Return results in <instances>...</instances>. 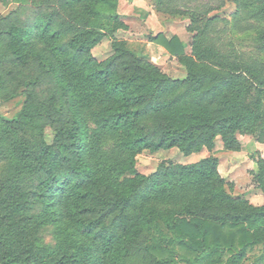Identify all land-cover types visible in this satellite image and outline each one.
I'll use <instances>...</instances> for the list:
<instances>
[{
    "label": "trees",
    "instance_id": "obj_1",
    "mask_svg": "<svg viewBox=\"0 0 264 264\" xmlns=\"http://www.w3.org/2000/svg\"><path fill=\"white\" fill-rule=\"evenodd\" d=\"M99 1L117 7L116 1ZM173 1L156 0L158 11L189 18L192 55L177 36L159 33L148 41L188 65L184 79H171L144 48L124 41L114 40L115 54L105 61L85 57L116 30L113 26L127 28L116 13L105 17L108 25L98 22L76 31L44 27L25 40L23 30L12 34L17 59L22 64L38 59L54 76L62 106H68L57 114L53 142L41 139L32 151L21 136L26 113L0 116V162L7 159L13 166L9 178H0V264H131L134 253L123 252L126 244L144 250L150 264H174L178 251L186 264H245L249 251L258 244L264 249V239L257 238L264 236V205L229 193L218 171L219 156L185 164L163 161L151 175L136 169L144 149L178 148L190 156L204 148L213 151L218 136L229 150L236 149L238 134L264 142L261 64L213 36L219 15L210 14L224 1L185 10ZM240 1L238 15L247 10ZM258 1L257 10L247 13L257 21L264 17V0ZM197 61L220 71L197 72ZM257 165L253 177L264 193L263 157ZM33 167L40 170L38 184L33 191L22 190L14 177ZM35 204L38 211H31ZM52 218L59 242L47 257L51 253H36L35 236ZM146 233L150 237L140 241ZM63 234L69 241H62ZM263 263L264 254L252 264Z\"/></svg>",
    "mask_w": 264,
    "mask_h": 264
},
{
    "label": "rangeland",
    "instance_id": "obj_2",
    "mask_svg": "<svg viewBox=\"0 0 264 264\" xmlns=\"http://www.w3.org/2000/svg\"><path fill=\"white\" fill-rule=\"evenodd\" d=\"M113 1L117 2L116 9L99 0H0V77L5 81V84L0 83V116L12 118L20 112L26 113L21 136L30 141V151L39 145L41 139L47 144L53 142L54 128L57 127L59 119L56 118L57 114L60 113L61 108H66L68 105L64 103L62 106L63 101L59 98L60 94H57L60 93V89H57L54 76L46 74V70L38 59L29 58L27 64H22L17 59L15 49L18 45L16 47L13 33L25 31V40L30 38V31H40L44 27H48L49 31L68 27L76 31L77 27L85 28L98 22L108 25L110 21L108 23L105 17L116 13L119 23H124L127 28L111 24L110 27H116V30L109 32L103 41L85 57H92L99 62L105 61L115 54L114 40H119L135 49L144 48L150 62L171 79L187 77L188 65L176 56H172L166 47L149 42L148 36L159 33H164L168 38L177 36L184 43L186 54L190 56L193 34L188 31L189 18L158 11L160 6L157 5L156 0ZM223 1L224 7L210 14L211 16L219 15L213 36L219 44H223V47L239 55L244 54L246 58H257L261 64L259 69L264 75V50L260 48L264 44V17L257 21L251 14L257 10L254 7L258 6V0H241L240 3L245 5L247 10L243 13L239 12V15L238 0H175L172 3L185 10L198 5H217ZM248 11L251 13L247 14ZM64 39L65 37L62 36L58 43H63ZM203 69L212 72L220 71L208 61H197L196 71L200 72ZM212 86L213 84L207 85V87ZM261 89L264 92V86ZM182 90L180 93L183 92ZM166 97L168 98V95L164 98ZM36 107L38 110L35 113ZM43 111L46 112L43 113ZM39 113L42 114L37 116ZM147 122L152 125L150 119ZM217 139L216 148L213 151L204 148L201 152H195L190 156H185L178 148L157 152L144 149L136 157V169L143 175H151L157 171L163 161L185 164L197 162L209 155L219 156L218 171L225 179L229 193L250 205L256 207L264 205V193L253 177L258 170L257 160L264 158V142L258 141L252 135L238 134L236 149L229 150L220 136ZM12 168V163H9L7 159L2 160L0 178H9ZM39 178L40 170L33 167L20 170L14 180L16 183L22 182V190L33 191ZM37 206L39 205L35 204L31 211H38ZM54 220L55 218H52V221H46L39 227V233L35 236L37 254L46 255L56 249L59 234ZM33 222L38 223V221ZM63 236V242L69 241L66 238L67 235L63 234ZM144 237L146 239L150 235L146 233L139 240L141 241ZM128 238L127 235L126 239ZM257 238L262 240L264 236L259 234ZM126 251L127 255L134 253L129 258L131 264L151 263L150 255L144 253V250L140 252L138 248L134 249L130 247V244H126L123 246V252L126 253ZM180 252L178 251L177 262L174 264H186L181 261ZM52 253L47 254V257L52 256ZM263 254V245L258 244L248 252L245 264H252Z\"/></svg>",
    "mask_w": 264,
    "mask_h": 264
}]
</instances>
